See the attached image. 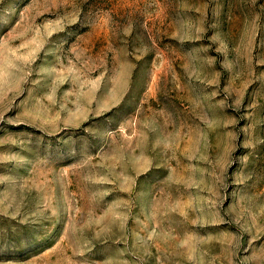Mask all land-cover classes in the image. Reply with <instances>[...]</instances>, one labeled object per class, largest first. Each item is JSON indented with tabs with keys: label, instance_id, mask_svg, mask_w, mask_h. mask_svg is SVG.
Instances as JSON below:
<instances>
[{
	"label": "rangeland",
	"instance_id": "374dc122",
	"mask_svg": "<svg viewBox=\"0 0 264 264\" xmlns=\"http://www.w3.org/2000/svg\"><path fill=\"white\" fill-rule=\"evenodd\" d=\"M0 264H264V0H0Z\"/></svg>",
	"mask_w": 264,
	"mask_h": 264
}]
</instances>
